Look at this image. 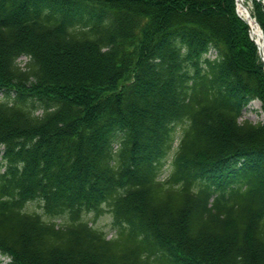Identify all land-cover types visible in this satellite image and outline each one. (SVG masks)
Returning <instances> with one entry per match:
<instances>
[{"label": "trees", "instance_id": "1", "mask_svg": "<svg viewBox=\"0 0 264 264\" xmlns=\"http://www.w3.org/2000/svg\"><path fill=\"white\" fill-rule=\"evenodd\" d=\"M0 94V264H264L235 0H0Z\"/></svg>", "mask_w": 264, "mask_h": 264}, {"label": "rangeland", "instance_id": "2", "mask_svg": "<svg viewBox=\"0 0 264 264\" xmlns=\"http://www.w3.org/2000/svg\"><path fill=\"white\" fill-rule=\"evenodd\" d=\"M262 0H256V4L258 2H261ZM237 7L236 5V0H235V8ZM264 10L263 5H261L260 8L257 7L256 5V9L253 10L254 14H256L257 18H260L261 16V12ZM263 27V26H262ZM264 31V28H263ZM213 56V55H211ZM20 60L22 61H26V57L23 56V58H20ZM22 65H24V62L21 63ZM1 96V94H0ZM242 118H247L252 120L253 122H262L264 121V112L262 110V105L261 102L257 99L252 100L251 102H249V104L247 105V107L244 109L243 111V117ZM1 155L2 152H0V161H1ZM166 171L165 168L162 171V177H164L166 175ZM31 209L37 210L41 212V209L38 208V204H34L31 205ZM88 218L93 221L94 225L97 228H100L104 231H108L109 232V236H111L114 233V229H113V218L112 215L109 212L103 211L101 214L99 215H95V214H90L88 215ZM59 221V220H58ZM0 260L7 262L8 258L6 256H3L0 254Z\"/></svg>", "mask_w": 264, "mask_h": 264}, {"label": "bare ground", "instance_id": "3", "mask_svg": "<svg viewBox=\"0 0 264 264\" xmlns=\"http://www.w3.org/2000/svg\"><path fill=\"white\" fill-rule=\"evenodd\" d=\"M262 4L264 6L263 2ZM237 9L239 14L249 23L251 31L250 37L252 35V38L259 42L258 44L261 47V60L264 64V31L253 12L256 9V0H237Z\"/></svg>", "mask_w": 264, "mask_h": 264}, {"label": "water", "instance_id": "4", "mask_svg": "<svg viewBox=\"0 0 264 264\" xmlns=\"http://www.w3.org/2000/svg\"><path fill=\"white\" fill-rule=\"evenodd\" d=\"M263 2H264V0H263ZM239 14V13H238ZM239 16L241 17V18H243L240 14H239ZM244 19V18H243ZM247 21V20H246ZM259 22V21H258ZM247 23H248V21H247ZM248 25H249V23H248ZM250 27V26H249ZM250 34H251V31H250ZM251 38H252V35H251ZM253 39V38H252ZM254 40V39H253ZM255 41V43L258 45V49H259V55L261 56V47H260V45L258 44L259 42L257 41V40H254ZM263 68H264V65H263Z\"/></svg>", "mask_w": 264, "mask_h": 264}]
</instances>
